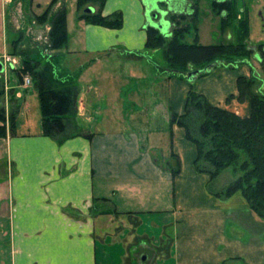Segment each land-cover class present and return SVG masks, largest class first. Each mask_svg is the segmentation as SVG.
Segmentation results:
<instances>
[{"label":"crops","instance_id":"obj_1","mask_svg":"<svg viewBox=\"0 0 264 264\" xmlns=\"http://www.w3.org/2000/svg\"><path fill=\"white\" fill-rule=\"evenodd\" d=\"M89 1L77 12L73 34L68 18V44L52 56L55 65H67L59 75L80 89L77 113L69 118L63 141L43 136L42 120L39 129L34 128L23 94L15 103L18 116H26L21 122L25 131L20 133L16 125L14 135L9 132L0 139V162L7 168V179L0 183V225L6 243L0 264H228L241 259L261 264L264 222L240 193L224 202L210 191V176L196 171V147L187 141L184 129L169 126L167 148L166 125H151L154 113H164L169 125L172 113L184 114L188 83L159 72L142 77L130 70L123 76L139 82L138 89L113 88L120 77L116 65L135 63L121 60L118 50L146 51L147 29L154 23L170 38V14L197 12L200 26V1L158 0L168 14L151 23L142 0H105L102 7ZM60 4L63 0L56 9ZM89 7L103 17L121 13L122 28L79 20ZM249 73V66L238 68L229 93L218 101L209 100L200 79L196 91L211 105L247 117L248 105L238 111L235 101L227 105L226 99L238 94L237 79ZM144 79L148 84L142 88ZM106 81L113 89L100 87ZM152 82L165 90L163 106L154 102ZM173 155L180 160L175 178L169 167L176 165Z\"/></svg>","mask_w":264,"mask_h":264},{"label":"trees","instance_id":"obj_2","mask_svg":"<svg viewBox=\"0 0 264 264\" xmlns=\"http://www.w3.org/2000/svg\"><path fill=\"white\" fill-rule=\"evenodd\" d=\"M58 2L60 0H52L41 19L46 21L50 9ZM89 2V0H78V10L84 9ZM94 2L102 7L105 0ZM236 3L237 0L225 2L212 0L214 14L217 15L215 13L217 9L222 16L221 31L237 21L238 42L236 44L201 45L197 12L192 16L170 14L172 33L169 39L158 29L149 27L146 49H162L168 64L164 70L156 69L163 71L169 78L175 77L188 81V74L194 71H201L202 73L197 76L201 78L222 62H246V59L254 54V51L248 48L249 20L248 16L240 18L243 14H239ZM79 20L109 29H121L123 26L121 13H115L109 17H103L99 13H83ZM51 25L50 48L54 53H58L66 48L69 40L65 6L62 5L61 9L55 13ZM190 35L193 37V42L187 43L186 37ZM256 50L264 73V44H259ZM27 69L33 76L34 87L39 95L43 136L61 143L68 129L69 118L77 113L79 87L74 81L57 73L53 59L49 60L42 69L36 70L26 66L23 71L28 72ZM20 78L22 80V77ZM189 83L190 90L186 98L185 112L182 115L172 113L170 126L176 125L184 129L186 139L193 143L197 150L194 161L196 171L208 174L211 182L228 169L235 170V173L239 174L232 183L216 194L217 198L228 199L240 193L250 208L264 219V98L254 92L253 79L239 77L237 79L238 95L237 97L229 96L226 104L234 99L244 102L246 98H250V115L242 117L211 105L202 94L196 91L194 83ZM10 121V133L14 135L16 129L14 117H11ZM0 123L3 124L0 126V139H3L7 137L6 114L3 109L0 110ZM76 135L81 136L79 132ZM172 158L176 165L175 167L169 165V167L175 178L180 173V160L175 155Z\"/></svg>","mask_w":264,"mask_h":264},{"label":"rangeland","instance_id":"obj_3","mask_svg":"<svg viewBox=\"0 0 264 264\" xmlns=\"http://www.w3.org/2000/svg\"><path fill=\"white\" fill-rule=\"evenodd\" d=\"M47 1L49 0H0V59L5 64V70L2 74H0V110L3 109L6 114L5 127L7 130V136L11 130V117H14L15 125H18V131L20 133L25 131V125L21 122L25 121L26 116L22 114L18 116V110L16 106L17 104L15 103V100L19 94H21L20 98H22V94L23 96H26L27 102H29L31 113L28 114V118L29 122L34 125L35 129H39L40 122L42 120L39 95L34 87L33 76L29 72V69H27L28 72L23 70H25L26 66L36 70L40 68L42 69L43 66L52 59L53 51L50 48L49 40V33L52 26L51 22L53 16L59 9H61L62 5L60 4V6L56 9L57 5H59V2L55 3L53 8L50 9V13L47 17L48 19L44 21V19H41V16H43V12L47 7ZM199 1L201 13L199 43L203 46L218 45L221 43L223 45H228L231 43L236 44L238 42L237 21L232 23L233 25L231 24V26L226 27L224 31H221L220 22L222 16L218 13L217 9L215 12L217 15L214 14L212 10V0ZM215 1L220 2V0ZM142 2L148 7L150 6L149 4L152 2V0H142ZM169 2L172 3V1ZM77 3L78 0H63V6H65L67 12V21L69 18L70 32H72V34L75 28L76 16L78 12ZM236 9L240 12L239 14H243V16L240 18H245L248 16L250 27L248 48H256L258 44L264 43V0H237ZM55 10L57 11L54 13ZM152 15L149 17L147 16L150 23L155 19V17ZM150 26L155 28L154 24H151ZM161 33L164 34V31H161ZM6 38L7 43L5 42ZM192 40L193 37L191 35L186 37L187 43H192ZM118 53L121 60L126 59L125 61L135 63L124 65L119 63L116 65L115 71L120 74V77L116 78L117 80L115 79L116 81L113 84L115 91H128V86L127 88L124 87L126 85H130L129 89L131 91L138 89L137 85L139 82L136 84L130 83L128 80H126V77L123 76V74L127 76L130 70H134L137 74H141L142 77L145 74L148 77H151L152 74H156L158 72L165 75L161 70H164V68L168 67L162 49L139 52L128 51L121 48L118 50ZM118 55L116 54V57ZM149 59H153L154 62L149 64ZM243 65L250 67L249 77L246 78L253 79L255 84L253 87L254 92L259 93V96L264 98V73L259 63L258 56L255 53L253 56L246 59V62L244 63H241V61L222 62L217 67L212 68L207 75L201 78H196L193 82L194 87L196 89L198 80L200 79L199 87L201 86V88L204 89L205 93L209 97V100L218 101L222 96L225 97L226 94L229 93L230 88L233 85L232 80L230 79L234 78V72H236V70H238V68ZM231 67L235 68L232 69ZM56 68L57 73L59 74L61 71L67 68V65L63 63L58 66L56 65ZM156 68H160L161 70H157ZM224 71H228V73L223 74L220 78L219 75H221V73ZM20 77H22V80ZM26 79H30L31 83L26 84ZM142 81L144 82L141 84V87L145 88V86L148 84V79H144ZM185 81L188 83V85H190L187 80ZM153 82L152 88L153 95L155 96L154 102L157 101L161 103V106H163L165 100V90L162 86L156 85ZM110 83L112 82H103L100 87H103L104 84L106 87L107 84L109 85ZM108 88L112 87H106V89ZM133 94L135 93L132 92L131 95ZM149 101H151V98H149ZM232 101H235V106L238 111L240 110L239 107H242L243 105H248L249 110H251L250 98H246L244 102H240L237 99ZM21 103H24V98L21 100ZM150 114L151 113L146 114L147 120L150 119ZM164 116V113L161 112L157 114L154 113L151 118L153 120L151 125L152 127L159 128L166 125L165 130H167V134L163 136V142L168 148L169 144L171 143V135L169 130L170 125L168 121H164ZM0 126H3V124L0 123ZM142 128L144 127L142 126ZM9 135H11V133ZM191 144L193 145V143ZM186 146L187 143H184L182 149L187 158L188 147ZM2 162L3 161L0 162V183L1 180L3 181L4 179H7V168L5 163ZM238 175L239 174L235 173V170L228 169L227 171L220 174L217 179L211 182L209 187L210 191L216 194L219 193L230 183H232L236 177H238ZM227 200L228 199L222 198V201L224 202ZM249 209L255 216L264 222V219L260 218L250 208V206ZM92 210L94 211V208H92ZM234 216L238 215L234 214ZM1 227L2 226L0 225V262L4 260L1 250L4 251V245L6 246V243L3 240L4 238L2 237L3 235ZM262 243L264 250V240ZM228 264H245V262L242 259L237 261L232 260L231 262H228ZM261 264H264V257Z\"/></svg>","mask_w":264,"mask_h":264},{"label":"water","instance_id":"obj_4","mask_svg":"<svg viewBox=\"0 0 264 264\" xmlns=\"http://www.w3.org/2000/svg\"><path fill=\"white\" fill-rule=\"evenodd\" d=\"M161 3H162V1H161ZM166 4L169 6V8L172 7L170 2H167ZM85 13L86 14H92V13H94V10L89 7V8H87L85 10ZM146 13H147L148 16H150V14L153 13V16L155 18H157L158 16H160V18L163 19L168 14V10L166 11L165 9H162L160 7V1L154 0V1H152L150 3V6H148V7L146 6ZM154 25H155V28H157L158 30L164 31V28L162 27V25L160 23H154ZM4 70H5L4 63L0 59V74H2L4 72ZM200 73H202V72L201 71H194V72L189 73L188 76H187L188 81L189 82H194L195 79L197 78V76Z\"/></svg>","mask_w":264,"mask_h":264},{"label":"flooded vegetation","instance_id":"obj_5","mask_svg":"<svg viewBox=\"0 0 264 264\" xmlns=\"http://www.w3.org/2000/svg\"><path fill=\"white\" fill-rule=\"evenodd\" d=\"M225 1H227V0H220V2H225ZM150 5V4H149ZM152 7V6H151ZM260 44H264V43H260ZM259 45V44H258ZM257 45V46H258ZM249 46V45H248ZM257 46H256V48H257ZM256 48H250L252 51H254V53L255 54H257V56H258V60H259V63H260V56H259V53L257 52V50H256Z\"/></svg>","mask_w":264,"mask_h":264},{"label":"built area","instance_id":"obj_6","mask_svg":"<svg viewBox=\"0 0 264 264\" xmlns=\"http://www.w3.org/2000/svg\"><path fill=\"white\" fill-rule=\"evenodd\" d=\"M4 66H5V64H4ZM25 83H26V84H30V83H31V80H30V79H26V80H25Z\"/></svg>","mask_w":264,"mask_h":264}]
</instances>
